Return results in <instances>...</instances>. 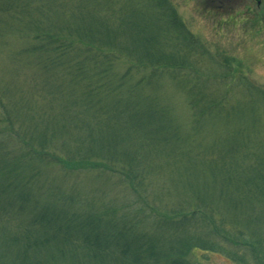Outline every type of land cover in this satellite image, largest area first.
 <instances>
[{
  "label": "trees",
  "instance_id": "obj_1",
  "mask_svg": "<svg viewBox=\"0 0 264 264\" xmlns=\"http://www.w3.org/2000/svg\"><path fill=\"white\" fill-rule=\"evenodd\" d=\"M151 2L161 10L155 33L147 25ZM4 3L0 23L33 32L35 43L24 53L34 56L31 81L41 103L33 110L26 99L23 112L22 105L0 102V264H193L194 250L216 251L222 238L240 250L231 254L237 262L246 264L241 252L247 250L251 264H264V231L246 227L248 212L228 211L264 207V115L251 120L257 142L240 131L232 147L215 151L229 135L205 133L218 117L227 126L231 88L242 86L233 71L240 68L203 75L196 49L208 51L168 0H148L137 10L131 3L122 22L114 1L37 0L35 8ZM123 39L137 47L127 52L135 68L117 74ZM168 41L171 52L164 50ZM144 71L149 74L133 81ZM162 75L188 98V133L174 121L173 109L146 91ZM246 87L264 114V89ZM50 165L64 174L95 167L114 172L137 196L129 197L134 202L89 198L75 183L67 187L46 176ZM177 167L208 180L195 182L193 191L185 179L186 193L174 185L159 190L169 181L159 176L179 174ZM211 185L215 196L206 193ZM170 194L183 201L167 207L162 198Z\"/></svg>",
  "mask_w": 264,
  "mask_h": 264
},
{
  "label": "rangeland",
  "instance_id": "obj_2",
  "mask_svg": "<svg viewBox=\"0 0 264 264\" xmlns=\"http://www.w3.org/2000/svg\"><path fill=\"white\" fill-rule=\"evenodd\" d=\"M3 1L9 2L7 5L11 4L12 1L20 4L27 3L35 8L37 0ZM72 1L74 3V0ZM112 1L115 2L114 7L116 12L119 13L118 20L121 22L127 20V13L125 11L126 6L131 8V3H133L135 4L133 9L137 10L139 9L140 3H148V0H101L102 3L106 4ZM213 1L214 0H168V2L176 8L178 15L181 17L188 30L193 33L198 41H201L205 45V49L208 51L207 55H201V51L196 49V63L199 65V68L206 70L212 69L215 73L216 71L221 72L220 69L218 70V68L221 67H226L228 69L232 68L233 70L240 68L237 72L233 71V80L237 79L239 85L241 84L242 86L240 88L237 86L231 88L232 104L229 106L230 109L227 112L230 119L227 126H224L225 123L219 120V117L215 119L211 127L205 126V133L212 134L215 139L222 138V135H229V139H226L225 143L217 142L214 146V150L219 151L232 147L233 140H235L236 137L238 138L240 131H242V133L248 132L252 142H257L261 138L257 127L252 124L251 120L256 117L260 119L263 117V107H260L262 106L260 103L257 105L255 102L251 101L250 95H252V93L248 90L246 85L251 83L254 86L264 89V19H259L258 15H251L252 17L240 15V17H234L233 19H229L228 16L217 17L215 16V11L212 9V7L215 6V2ZM4 2H0V5L5 4ZM158 9L155 3L151 2V6L148 8L146 14L148 21L147 25L154 33L157 31L159 24V21H156V15L160 14L161 10L159 7ZM259 13L264 15L263 10ZM121 31L124 34L123 26H121ZM33 37V32L30 31L27 26L25 28H17L14 25L8 27L0 23V102L3 106H9L10 108L11 105L13 107L12 102L17 103L19 106L22 105L23 112L26 99H29V104L33 107V110H37V108L40 107L39 103H41L40 98L36 96V83L31 81V76L36 66V62L33 59L34 56L24 53L27 47L35 43V41H32ZM168 38L170 40L174 39L173 32H168ZM169 41L168 43L171 44ZM129 44L130 42L127 39L121 41L123 52L115 66V72L117 74H124L129 71V68H135V66H132L135 65L134 62L130 61L129 54L127 53L128 49L132 47V45ZM172 48L171 44V46L165 47L164 50L166 52H171ZM133 50H137V47H135V49L133 48ZM209 70L203 75L208 76ZM143 74L147 75L149 73L144 71L137 74L138 76H136L133 81L140 80V75ZM216 78L210 80L214 82V85L219 87L218 84L221 82ZM155 79L157 80L153 81L155 89H153V86H147L146 91L149 93H157L158 98L163 99L166 104L173 109L174 121L180 126V129L184 133H188L192 126V112L188 104L187 96L179 88L176 81L171 80L168 76L162 75V77ZM152 96L155 97L154 95ZM0 116H5L4 109L0 112ZM2 125L3 124H0V129H2ZM14 127L17 132L22 134L19 124ZM261 144L262 146L264 145L263 139L259 142V145ZM233 160H236V157H234ZM181 166L184 167V164H181ZM44 170L46 171V176L59 178L62 182L61 185L64 184L67 187L69 185L70 187L75 183L76 186L81 187V194L84 193L89 198L101 197L107 200L110 197H118L120 200L125 199L124 201L134 202L137 196L135 193L128 190V187L120 178L124 176L114 172L106 173L99 167L84 170L75 169L68 174H64V172L55 165L46 166ZM177 170L179 174L173 173L169 175L168 173H164L159 176L163 177V180H169L159 184V190L174 185L175 190L186 193L187 187L182 182L185 179H187V183L193 191L196 190L195 182L201 179L208 180L207 177L189 176L179 167H177ZM69 174H71L73 178H62L69 177ZM171 180H178L179 183H172L170 182ZM209 187L210 190L206 193L215 196V186L211 185ZM142 191L143 190H141V194ZM170 195L171 196L162 198L167 207H171L183 201L184 197L182 195ZM129 197H134V199H130ZM148 197L150 199V196ZM157 199H159L158 196L153 198V200L151 199L150 202H154V200ZM218 209L223 211L220 207ZM238 210H240L242 214H244V212L249 213L247 216L250 218L246 223V227L264 231V207L257 206L255 208H245V206H242L236 209L231 206L228 209L230 212H238ZM251 213H254L255 216ZM224 239L225 238H222V240L219 241L218 250L202 251L196 249L192 252V255L189 256V259L193 264H241L236 261L234 255L231 256L233 251H237V249L230 240ZM262 246L263 245H261L260 248ZM239 251L240 250L237 252L240 253ZM241 254L244 255L245 263L251 264L250 252L244 250Z\"/></svg>",
  "mask_w": 264,
  "mask_h": 264
},
{
  "label": "flooded vegetation",
  "instance_id": "obj_3",
  "mask_svg": "<svg viewBox=\"0 0 264 264\" xmlns=\"http://www.w3.org/2000/svg\"><path fill=\"white\" fill-rule=\"evenodd\" d=\"M213 2H215V6L212 9L217 17L228 16L229 19H233L240 15L249 17L258 15L259 19H264V15L259 13L264 11L263 0H214Z\"/></svg>",
  "mask_w": 264,
  "mask_h": 264
}]
</instances>
